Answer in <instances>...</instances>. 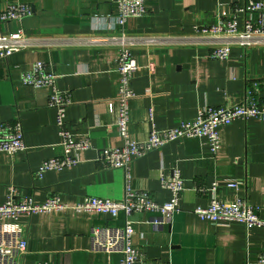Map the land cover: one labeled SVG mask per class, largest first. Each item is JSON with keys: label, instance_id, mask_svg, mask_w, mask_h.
Returning a JSON list of instances; mask_svg holds the SVG:
<instances>
[{"label": "crops", "instance_id": "obj_1", "mask_svg": "<svg viewBox=\"0 0 264 264\" xmlns=\"http://www.w3.org/2000/svg\"><path fill=\"white\" fill-rule=\"evenodd\" d=\"M250 0H146L148 13L116 24L113 0H0V12L13 2L27 5L32 15L2 23L0 35L22 30L32 46L0 62V121H19L26 150L0 152V204L10 189L45 202L57 196L70 208L39 213L21 220L28 232L27 264H121L119 251L92 248L94 227H123L126 216L77 212L72 207L86 197L121 201L125 196L123 169H106L104 148L122 144L118 116L116 60L119 45L112 38L136 40L131 47L138 70L132 80L136 96L130 101L128 130L138 141L150 132L173 128L180 120L195 118L201 107L239 104L257 86L264 107V39L248 47L233 45L226 61L210 58L215 44L205 40L183 44L195 28L218 24L236 16V8ZM242 26L247 17L238 13ZM154 40L150 42V40ZM43 61L57 75V87L70 96L67 125L75 140L88 138L90 148L76 153L79 163L39 175L44 161L63 155L56 111L50 91L20 81L23 72ZM152 111V115H151ZM221 148L213 155L204 138L173 141L134 162L132 187L148 191L159 203L171 192L161 184L162 174L181 170L184 192L181 210L156 228L154 214H134V242L150 261L169 264H253L264 252V229L244 224L213 223L194 210L205 208L210 197L199 191L215 181H240V197L260 208L264 219V121L239 119L223 127ZM229 200L235 192L221 186Z\"/></svg>", "mask_w": 264, "mask_h": 264}, {"label": "built area", "instance_id": "obj_2", "mask_svg": "<svg viewBox=\"0 0 264 264\" xmlns=\"http://www.w3.org/2000/svg\"><path fill=\"white\" fill-rule=\"evenodd\" d=\"M116 6V24L125 27L130 19L144 17L148 13L146 0H113ZM236 16L218 24L197 26L192 38L182 41L183 44H198L211 40L214 47L210 58L226 61L230 57L233 45L243 47L264 39V0H250L244 7H237ZM245 12L247 17L242 26L238 22V13ZM32 15L29 7L23 3L13 2L0 12L2 23L22 21ZM122 32L121 38H112L119 45V57L116 60L117 94L114 102L117 105L118 116L116 127L122 139V144L116 147L104 148L101 151V162L106 169H123L126 176L124 199L115 201L95 197H86L72 208L77 212H92L107 214L116 220L120 214L126 216L123 227L112 225L97 226L92 231V248L101 251H119L122 253L121 264H169L163 261H150L144 257L134 242L136 234L135 222L131 219L134 214H154L159 219L149 223L156 228L170 222L172 216L181 210V200L184 192V179L181 170L173 169L172 175L162 174L161 184L171 192V198L165 203L157 202L145 190L132 187V166L137 160L150 152L160 149L173 142L187 139L204 138L215 155L221 148L223 127L234 121L255 118L264 121V107L258 101V89L254 85L242 102L234 106L201 107L195 118L180 120L173 128H154L145 141H138L128 130L130 117V101L136 96L132 88V80L139 66L132 57L131 47L136 40L127 38ZM154 40H150L152 42ZM26 33L19 30L15 34L0 35V62L7 60L15 53L32 46ZM58 75L49 70L43 61H37L30 70L23 72L20 81L23 85L50 91V107L56 111V123L62 138L63 155L52 157L43 162L39 175L50 170H62L79 163L76 153L90 148L88 138L75 140L67 125V107L71 103L70 96L58 89ZM152 115V111H151ZM24 131L21 123L0 121V152L15 154L26 150ZM221 186L235 192L231 199H222L219 195ZM240 181L220 183L215 181L209 187L199 188L208 194L210 203L207 207H198L194 213L203 220L213 223H242L248 229L259 227L264 229V219L260 208L250 203L246 198L237 195L241 188ZM70 208L60 197L53 196L39 203L32 196H22L15 189H10L6 201L0 204V264H27L25 257L28 253V232L22 222L24 216L39 213L62 212ZM35 264H50L38 262ZM253 264H264V252L260 253Z\"/></svg>", "mask_w": 264, "mask_h": 264}]
</instances>
